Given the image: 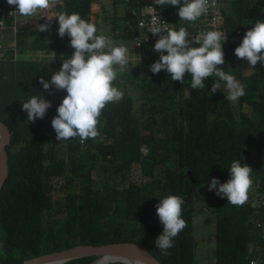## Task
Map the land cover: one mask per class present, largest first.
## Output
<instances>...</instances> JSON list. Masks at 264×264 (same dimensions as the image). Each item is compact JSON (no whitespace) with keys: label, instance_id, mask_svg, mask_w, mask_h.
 Returning <instances> with one entry per match:
<instances>
[{"label":"trees","instance_id":"1","mask_svg":"<svg viewBox=\"0 0 264 264\" xmlns=\"http://www.w3.org/2000/svg\"><path fill=\"white\" fill-rule=\"evenodd\" d=\"M218 1L220 27L227 35L264 20V0ZM95 2L101 4L62 0L47 11L76 12L92 21ZM123 3L127 9L117 33L129 44L139 32L126 19L133 22L131 11L140 2ZM177 11L178 6L164 7L170 29L184 26L192 33L193 23L179 20ZM43 19L39 24L45 23ZM30 24L17 35L19 58L13 60L12 48H7L0 60V120L11 136L5 147L8 175L0 188V254L21 264L76 244L132 241L162 264H194L193 186H208L213 177L226 182L231 162L239 160L253 169L247 203L234 206L206 190L215 214L213 264H250L257 258L264 263V66L258 62L253 70L246 60L238 59L234 49L240 43L222 44L225 64L220 67L245 85V95L233 103L223 93L222 81L221 91L207 94L218 79L215 76L204 80V89L194 90L190 73H185L183 84L172 81L166 70L153 74L149 66L159 55L147 43L141 47L140 62V57L135 63L129 61L114 81L123 99L102 110L100 135L83 143L79 137L57 141L51 120L67 93L54 86L51 94L45 91L39 78L50 79V73L40 60L23 55L30 49V40L56 47L61 57L71 56L74 49L70 37L58 36L55 17L47 32H38L39 24L35 28ZM39 93L52 106L42 119L29 122L21 104ZM58 177L64 180L56 188ZM168 195L183 198L181 215L187 226L174 238L168 254L162 255L154 244L163 231L156 205ZM94 258L61 264H88Z\"/></svg>","mask_w":264,"mask_h":264},{"label":"clouds","instance_id":"2","mask_svg":"<svg viewBox=\"0 0 264 264\" xmlns=\"http://www.w3.org/2000/svg\"><path fill=\"white\" fill-rule=\"evenodd\" d=\"M6 2L18 9L12 13H18L28 19L41 10L61 3L62 0H6ZM154 4L161 8L178 6L179 20L190 23L206 14L209 8V0H154ZM149 8L154 25L150 32L159 36L152 49L159 55V59L149 66L153 74L166 70L170 73L172 81L183 84L185 73H190L191 88L194 90L204 89V80L215 76L218 79L214 80L208 95L222 90L220 81L224 82L222 91L227 92L229 101L235 103L245 95V85L220 67L225 64L222 44L226 41L227 34L210 30L193 36L184 26H180L178 30L164 29L156 24L159 21L157 8ZM53 17L58 22V36L70 37L69 46L74 51L71 56H62L61 66L51 75L50 82L41 76L39 83L49 94L51 86L67 93L56 108L57 115L51 120L56 140L67 141L79 137L83 143L100 135L98 125L105 106L123 99V92L114 86V81L123 72L132 56H129V49L125 44L113 41L109 36L98 35L96 24L81 18L79 13L61 12ZM52 18L39 24L38 32H47ZM0 27L3 25L0 24ZM244 31L246 32L239 46L234 49V55L238 59L246 60L253 70L258 62L264 66V20L257 19L249 30ZM130 44L133 46L132 41ZM50 52L51 56L42 64L53 60L56 54ZM140 52L141 49L137 58L140 57ZM140 59L141 57L138 63ZM51 106V102L44 99L40 93L30 96L21 104L29 122H35L37 118L42 119ZM228 169L230 178L226 182L221 183L218 178L213 177L208 181V188L217 196L226 199L228 203L243 206L247 203L249 190L253 186L251 176L253 169L239 160H233ZM183 204L184 200L180 196L168 195L160 199L156 205V214L163 225V231L157 236L154 244L161 250L162 255L168 254L167 250L173 247L174 238L187 226L181 215Z\"/></svg>","mask_w":264,"mask_h":264},{"label":"rangeland","instance_id":"3","mask_svg":"<svg viewBox=\"0 0 264 264\" xmlns=\"http://www.w3.org/2000/svg\"><path fill=\"white\" fill-rule=\"evenodd\" d=\"M123 1L124 0H116L114 4L113 0H99V2L102 5L99 4L98 2L93 3L91 5V10L93 13L96 14V16L93 19L92 13H91L90 19L92 20V22L96 24L97 29H98V32H97L98 35L103 34V35L109 36L113 41L125 44L129 49V56H136L139 50L136 49L134 45L131 46L130 43L128 44V42H126L123 38H121L120 36H117L116 34L118 31L117 30L118 25L122 24V21L120 20V18L123 16L125 9H126ZM41 13L43 14L45 18L41 17L40 15ZM41 13L39 14L40 16L38 18H35L33 21H30V22L29 20H27L25 24L27 23L28 25L31 23L30 24L31 28H35V26L40 23V19L44 18L43 21H45L46 19H51L53 16L58 15L60 12L54 11V12L49 13L46 9L44 12H42L41 10ZM113 15H115L114 20L112 18ZM112 21H114V24H112ZM115 24L117 25L115 26L114 34H112V25H115ZM19 27H22V25H20ZM22 29H23V32H25L24 31L25 29L23 27ZM23 32L19 31L18 33L22 34ZM18 33L16 34V37ZM26 40L27 39H23V41H26ZM16 42H19V40L18 41L16 40ZM34 42L35 41L30 40V49L28 52H25L23 56L37 58V60H40L42 63H44L48 60V57L51 56L50 51H52L56 54L55 57L57 59L52 60L51 62L42 64V65L44 66L45 71L50 73V75L58 71L62 63V59H61L62 57H61L60 52L57 51L56 47H52L49 45L44 46L41 43H36V42L34 43ZM24 44L26 43L23 42L22 45ZM2 51L5 52L6 49ZM12 52H14V49H12ZM18 55L19 53L13 55L12 56L13 60L17 59L16 57ZM23 56L21 58H24ZM2 57L3 56H1V59L3 60L4 58ZM134 59H137V57L136 58L132 57L131 60L129 61H132V63H135L134 61L136 60ZM50 79H46V81L50 82ZM63 157H65V155H63ZM133 172L139 178L138 172L137 171H133ZM63 180H64L63 177H58L57 179L54 180V183H56L55 184L56 188L62 185ZM145 180L146 179L144 180L140 179V182L144 183ZM206 190H209L208 186H204V185L193 186L194 212H193V217H192V236L194 240L193 242L194 243V251H193L194 264H213V261H214L213 251H214V246H215V243H214L215 214H214V210L212 208L211 203L208 201L206 197ZM262 231L264 232V229H262ZM42 254H45V253H42ZM254 263L264 264L263 261L259 258H257L254 261ZM0 264H13V263H11V261H9L7 258H5L3 255L0 254Z\"/></svg>","mask_w":264,"mask_h":264},{"label":"built area","instance_id":"4","mask_svg":"<svg viewBox=\"0 0 264 264\" xmlns=\"http://www.w3.org/2000/svg\"><path fill=\"white\" fill-rule=\"evenodd\" d=\"M127 1V0H125ZM140 6L132 9V14L134 15V20L127 18L126 23L130 24V27H135L139 34L133 37V45L136 49H141V47L147 43H150L154 46L155 42L159 39L158 35H154L150 32L153 25L152 13L149 7L157 8L158 19L156 22L158 26L164 29H170V23L167 19V16L164 12V7L161 8L159 5L154 4V0H139ZM18 11L16 6L8 5L6 0H0V24L3 27H0V59L4 53V49L12 48L14 49L13 55L20 53L17 47L16 34L23 29L19 27L24 25L27 21L26 17L20 16L18 13H12ZM41 11L38 13L40 14ZM43 16V14H40ZM220 17V4L218 0H209L208 12L202 15L197 21L192 25L194 31L190 33L193 36L202 34L210 30H218L224 34V29L220 27L219 23ZM9 20V22H7ZM246 31L238 28L235 30L233 35H227L226 41L224 43L229 45H236L240 43L242 37ZM163 34V33H161ZM146 38V39H145ZM191 39V37H189ZM136 58V56H132ZM250 264H255L254 261H251Z\"/></svg>","mask_w":264,"mask_h":264},{"label":"water","instance_id":"5","mask_svg":"<svg viewBox=\"0 0 264 264\" xmlns=\"http://www.w3.org/2000/svg\"><path fill=\"white\" fill-rule=\"evenodd\" d=\"M10 137L7 125L0 120V188L8 175V156L5 147L9 144ZM187 175L194 183L195 179L189 170H187ZM84 256H95L88 264H105L115 261L128 264L124 258L139 260L145 264H162L148 249L132 241L109 242L99 245L76 244L27 258L21 264H35L39 260H45L48 264H61Z\"/></svg>","mask_w":264,"mask_h":264},{"label":"bare ground","instance_id":"6","mask_svg":"<svg viewBox=\"0 0 264 264\" xmlns=\"http://www.w3.org/2000/svg\"><path fill=\"white\" fill-rule=\"evenodd\" d=\"M114 2V1H113ZM126 9H127V7H126ZM125 9V10H126ZM42 12H44V11H42ZM50 13V12H49ZM37 17H39L40 15L39 14H37L36 15ZM44 17V16H43ZM22 26H24V25H22ZM19 34V33H18ZM16 40H17V37H16ZM230 46H233V45H230ZM55 59H57L56 57H54L53 58V60H55ZM124 261L125 262H127L128 264H145V263H143V262H141V261H139V260H132V259H125L124 258ZM35 264H48L47 263V261H45V260H39V261H37Z\"/></svg>","mask_w":264,"mask_h":264},{"label":"crops","instance_id":"7","mask_svg":"<svg viewBox=\"0 0 264 264\" xmlns=\"http://www.w3.org/2000/svg\"><path fill=\"white\" fill-rule=\"evenodd\" d=\"M42 11H45V10H42ZM95 16H96V14L93 13V14H92L93 19H94ZM33 17H34V18H33ZM35 18H38V17H37L36 15H35V16H31V17H28L27 20H29V21L31 20V21H32V20H34ZM44 18H45V17H44Z\"/></svg>","mask_w":264,"mask_h":264}]
</instances>
